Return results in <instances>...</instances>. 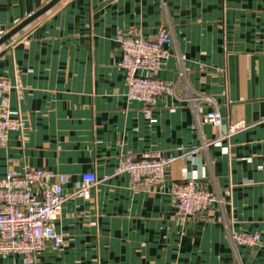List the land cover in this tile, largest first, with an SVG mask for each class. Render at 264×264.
I'll list each match as a JSON object with an SVG mask.
<instances>
[{
    "label": "crops",
    "instance_id": "1",
    "mask_svg": "<svg viewBox=\"0 0 264 264\" xmlns=\"http://www.w3.org/2000/svg\"><path fill=\"white\" fill-rule=\"evenodd\" d=\"M47 1L0 0V37ZM162 27L173 42L154 76L175 92L147 115L128 98L115 37L118 29L153 37ZM12 39L0 46V79L14 87L0 91V104L22 128L0 141V176L44 168L65 180L55 223L64 243L36 264H264V0H61ZM191 95L214 105L195 110ZM215 107L220 128L202 119ZM221 134L151 188L134 189L116 172L127 154L181 155ZM85 173L99 179L90 198L77 193ZM186 181L215 200L182 219L171 188ZM233 232L261 242L235 244ZM0 264L27 263L0 253Z\"/></svg>",
    "mask_w": 264,
    "mask_h": 264
},
{
    "label": "built area",
    "instance_id": "2",
    "mask_svg": "<svg viewBox=\"0 0 264 264\" xmlns=\"http://www.w3.org/2000/svg\"><path fill=\"white\" fill-rule=\"evenodd\" d=\"M39 19V18H38ZM37 19V20H38ZM115 40L122 53L121 66L126 72L128 98L145 104L146 114L156 105L158 99L166 93L175 92V83L166 82L155 73L162 61L168 56L166 46L173 42L169 28L162 27L153 37H145L140 32L118 29ZM19 42L12 39V44ZM145 71L147 74H141ZM185 75L184 70L179 77ZM6 79H0V91L8 95L13 88ZM7 98V97H5ZM195 110L200 101L214 102L204 95L190 96ZM204 122L220 128L223 117L217 107L202 115ZM152 122L155 119H151ZM246 126L243 121L234 123L230 133ZM22 121L13 115L9 105L0 104V141H6L11 131H19ZM221 134L215 142H204L200 147L181 155L165 156L160 153L142 155L127 154L116 169L117 173L126 172L134 189L151 188L164 179L166 171L176 162L192 159L211 143L225 139ZM108 178V177H106ZM64 179L57 178L44 168H28L23 172L8 171L0 176V253L21 255L27 264H36L38 255L50 246L61 247L64 238L55 229L60 219L65 195ZM99 182L94 173H85L77 193L90 198V189ZM177 214L182 219L202 213L215 196L202 185L194 181L176 182L171 188ZM231 239L235 244L255 246L261 242L258 233L233 232Z\"/></svg>",
    "mask_w": 264,
    "mask_h": 264
},
{
    "label": "water",
    "instance_id": "3",
    "mask_svg": "<svg viewBox=\"0 0 264 264\" xmlns=\"http://www.w3.org/2000/svg\"><path fill=\"white\" fill-rule=\"evenodd\" d=\"M60 1L61 0H49L43 7L37 10L35 13L18 23L15 27H13L11 30H9L7 33L0 37V46L3 43L11 40L16 34H18L20 31L30 25L33 21H35L43 14L51 10Z\"/></svg>",
    "mask_w": 264,
    "mask_h": 264
},
{
    "label": "bare ground",
    "instance_id": "4",
    "mask_svg": "<svg viewBox=\"0 0 264 264\" xmlns=\"http://www.w3.org/2000/svg\"><path fill=\"white\" fill-rule=\"evenodd\" d=\"M48 1H49V0H48ZM48 1H47V2H48ZM36 20H37V19H36ZM36 20H35V21H36ZM33 22H34V21H33Z\"/></svg>",
    "mask_w": 264,
    "mask_h": 264
}]
</instances>
